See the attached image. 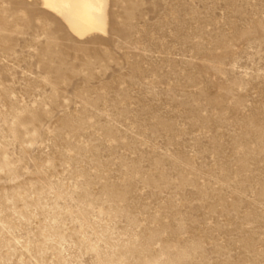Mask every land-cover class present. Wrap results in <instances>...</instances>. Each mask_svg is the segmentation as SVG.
I'll return each mask as SVG.
<instances>
[{
  "label": "rangeland",
  "instance_id": "rangeland-1",
  "mask_svg": "<svg viewBox=\"0 0 264 264\" xmlns=\"http://www.w3.org/2000/svg\"><path fill=\"white\" fill-rule=\"evenodd\" d=\"M107 2L0 0V264H264V0Z\"/></svg>",
  "mask_w": 264,
  "mask_h": 264
},
{
  "label": "bare ground",
  "instance_id": "bare-ground-1",
  "mask_svg": "<svg viewBox=\"0 0 264 264\" xmlns=\"http://www.w3.org/2000/svg\"><path fill=\"white\" fill-rule=\"evenodd\" d=\"M37 1L43 10L59 17L68 32L79 40L100 34L106 35L108 31L107 0Z\"/></svg>",
  "mask_w": 264,
  "mask_h": 264
}]
</instances>
